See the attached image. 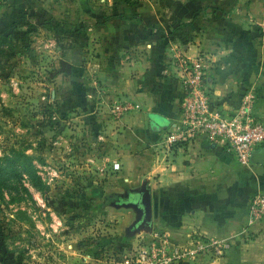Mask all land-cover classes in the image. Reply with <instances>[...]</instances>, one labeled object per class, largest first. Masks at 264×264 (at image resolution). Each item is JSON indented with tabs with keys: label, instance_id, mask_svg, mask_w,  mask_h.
<instances>
[{
	"label": "rangeland",
	"instance_id": "374dc122",
	"mask_svg": "<svg viewBox=\"0 0 264 264\" xmlns=\"http://www.w3.org/2000/svg\"><path fill=\"white\" fill-rule=\"evenodd\" d=\"M133 1L137 12L162 24L169 20L170 9L182 10L181 6L191 0ZM124 5L123 0H0V23H7L13 9L23 6L51 16L67 30L80 24L93 26ZM204 5H220L234 23L248 31L253 25L264 30V0H199L190 10ZM30 21L33 24L34 19ZM210 28L228 33L235 46L233 36L220 22L211 21L210 15L189 38L197 31L200 44L215 51L216 39L206 33ZM89 35V46L82 54L93 86L92 76L100 67L94 64L99 44L94 43V32ZM29 40L37 63L32 65L28 57H20L10 77L0 78V264H153L151 258L143 261L142 253L173 249L166 247L170 241L167 228L153 215V232L133 230L139 212L119 204L129 193L138 191L143 181L126 154L149 147L144 139L140 144L137 136L148 129L147 117L124 113L117 119L104 109L97 116L100 128L94 130L82 121L79 111L65 108L66 113L64 102L55 94L68 85L61 70L72 56L70 50L62 49L54 31L46 28L32 32ZM218 43V48L224 47V39ZM254 47L260 62L264 37L255 40ZM201 58L205 65L211 64L208 57ZM119 101H115L117 105ZM158 144L151 145L152 154L167 150L163 138ZM24 161L30 164L33 175L25 170ZM116 163L119 168L114 170ZM127 166L130 182L120 176ZM198 236L208 237L200 234L194 238ZM242 239L238 245L234 241L230 244H240L246 262L254 257L257 264H264V222L248 230ZM220 260L203 259V263Z\"/></svg>",
	"mask_w": 264,
	"mask_h": 264
},
{
	"label": "crops",
	"instance_id": "0c3cea01",
	"mask_svg": "<svg viewBox=\"0 0 264 264\" xmlns=\"http://www.w3.org/2000/svg\"><path fill=\"white\" fill-rule=\"evenodd\" d=\"M72 28L74 26L67 30ZM91 32L95 34L94 43H100V31L91 28L88 33ZM206 33L216 39L214 44L212 43L214 46L212 49L215 51H210V47L208 48L203 43L200 44V35L197 31L188 39L183 38L182 40L176 37L166 45L162 52L161 65L163 69L158 68L155 73L157 64H153V44L148 40H142L120 53V76L116 83L110 82V79L107 78L108 75L98 72L97 69L92 76L95 88L94 116L97 124V127H93L94 130L100 128L97 117L100 111L108 109L112 115V108L117 100H120V105H125L128 108L125 114L135 115L138 113L143 119L147 117L148 129L144 128L145 131L143 130L142 135L137 134V136L140 144L144 139V142L148 141L149 147L135 154L128 152L126 156L132 158V164H130L135 166L137 177L143 178L141 186L146 182L151 191L153 215L157 217V222L167 228L170 241H166V247L167 245L173 248L174 246H183L190 243L194 236L200 234L220 238L229 243L234 241V245H238L240 240H243L242 237L247 236L248 230L264 222L256 221L250 215L249 208L253 198L243 206L234 207L226 217H216L217 215L208 208L180 212L176 215L177 218L162 212L157 213L162 207H165L161 199L165 194L173 196L176 194V199L180 193H184L191 199H195L197 196L210 197L228 192L231 188L238 186L244 174L252 175L255 178L257 176L261 178L264 175V166L254 165L251 161L249 165L242 166L223 148L209 144L204 138H197L181 149L166 148V151L152 154L151 145L159 146L158 142L163 138L162 134H165L179 118V99L183 96L184 88L181 67L183 60L208 57V62L211 64H206L209 67L205 72L204 81L213 102L227 113H232L238 106L243 87L241 74H229L228 66L223 64L233 52V39L228 33L218 28H210ZM89 34L88 36H90ZM221 39H224V47L220 49L218 41ZM55 46L58 47L59 44ZM95 52L94 57L98 54V49ZM94 64H98L97 59H94ZM97 86H101V88L97 89ZM249 94L255 99L252 104V115L257 120H264V54L259 62V70L254 76ZM161 96L165 98V103H163L167 114L165 116L154 111L156 104L161 101ZM110 102L111 104H109ZM125 114L123 113L120 117ZM81 119L83 121L82 117ZM151 126L155 128L154 134L151 132ZM115 165L119 166L118 163ZM130 171L128 166L122 169L120 176L123 181L130 182L129 177H132L129 175ZM262 193L264 194V191ZM242 228L245 231H242ZM232 249L223 261L214 263L257 264L254 257L246 262L247 258L245 259L240 250V244L236 247L232 246ZM182 264L210 263H203L201 260L186 261Z\"/></svg>",
	"mask_w": 264,
	"mask_h": 264
},
{
	"label": "trees",
	"instance_id": "16d2710c",
	"mask_svg": "<svg viewBox=\"0 0 264 264\" xmlns=\"http://www.w3.org/2000/svg\"><path fill=\"white\" fill-rule=\"evenodd\" d=\"M123 1L125 5L122 9L115 10L111 15L96 22L93 26L80 24L71 30H65L47 14L42 16L23 6L14 8L10 20L7 23H0V78L7 79L10 77L16 68V63L20 61V57H28L31 62H34L32 65H35L37 63L35 61L36 52L29 40L30 34L40 28L53 30L57 43L63 45L61 46L62 49L70 50V55H72L70 60H65V63L62 64L61 70L62 76L68 81V85L58 94L56 93L55 98L64 102L65 105L62 110H65L66 113L68 112L66 109L77 110L85 123L97 127L94 116L95 102L93 100L95 88L86 74L87 60L82 54L89 46L87 36L89 29L93 28L100 31L101 35V41L98 43V54L95 56L98 64H100L98 72L108 75L109 81L116 83L120 76L119 58L122 51L129 46L136 45L139 41H150L153 44V64H157L154 71L156 73L158 68L163 69L161 60L166 45L176 37L182 40L183 38L188 39L189 33L203 21L205 16L210 15L211 21L220 22L222 28L227 30L236 40L232 54L223 64L228 66L229 74H241L243 87L238 102V106L240 105L242 98L249 92L254 76L259 70L258 54L254 47V41L264 37V30L260 26L253 25L250 31L244 29L241 24L234 23L235 20L231 18L230 13L220 5H204L193 11L190 10L192 4L199 0H191L185 6H181L182 10L177 8L173 12L170 9L168 11L170 12L169 20L157 24L156 19H149V15L136 11V1ZM27 19L29 20L27 21ZM30 19H34L33 24ZM65 44L67 45L65 46ZM185 94L183 88V96L179 99L180 105ZM87 97L91 100H88ZM163 103H165V98L161 96V101L156 104L154 111L165 116L166 110H164ZM63 104L59 109L62 108ZM178 114H180V107ZM151 132L153 134L156 132L152 126ZM14 159H21V156L19 158L14 157ZM24 159L26 158L24 157ZM24 165L25 170L33 175L34 172H30V164L24 161ZM262 191H264V175L261 178H255L252 175L244 174L238 186L222 194L210 197L197 196L195 199L188 198L184 193H180L177 199L176 194L175 196L165 194L161 197L165 207H162L157 213L162 212L177 218L176 215L180 212L208 208L217 215L216 217H226L234 207L243 206ZM132 198L133 195L120 200V202L126 204L132 202ZM230 250H233L232 247Z\"/></svg>",
	"mask_w": 264,
	"mask_h": 264
},
{
	"label": "built area",
	"instance_id": "2783aa9c",
	"mask_svg": "<svg viewBox=\"0 0 264 264\" xmlns=\"http://www.w3.org/2000/svg\"><path fill=\"white\" fill-rule=\"evenodd\" d=\"M182 83L186 92L180 105L177 122L164 134L165 147L181 149L197 138H204L209 144L220 146L240 165L250 164L252 153L264 148V120H257L252 115L255 99L249 92L242 98L240 105L232 113H227L213 102L204 81L207 66L202 58L183 60ZM125 105H113L115 118L125 113ZM118 165L113 166L114 170ZM249 212L256 221H264V194L259 193L251 202ZM198 236L190 243L165 251L142 253V260L153 264H182L203 259L220 260L230 251L232 245L218 238Z\"/></svg>",
	"mask_w": 264,
	"mask_h": 264
},
{
	"label": "water",
	"instance_id": "95a60500",
	"mask_svg": "<svg viewBox=\"0 0 264 264\" xmlns=\"http://www.w3.org/2000/svg\"><path fill=\"white\" fill-rule=\"evenodd\" d=\"M251 163L257 166H264V148L258 149L252 153ZM132 202L124 204L125 206H132L139 212L137 223L133 226V230H143L146 233H151L153 221V206L152 194L144 182L138 191L131 192L125 198L132 197ZM120 199V198H119Z\"/></svg>",
	"mask_w": 264,
	"mask_h": 264
},
{
	"label": "flooded vegetation",
	"instance_id": "af4514ba",
	"mask_svg": "<svg viewBox=\"0 0 264 264\" xmlns=\"http://www.w3.org/2000/svg\"><path fill=\"white\" fill-rule=\"evenodd\" d=\"M125 201H127V200H125ZM120 203H121L122 205H124V203H122V202L119 201V204H120Z\"/></svg>",
	"mask_w": 264,
	"mask_h": 264
}]
</instances>
